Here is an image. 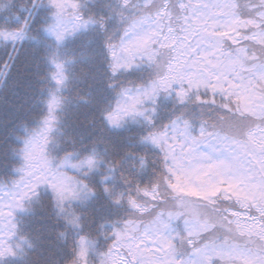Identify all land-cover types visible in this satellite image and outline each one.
Listing matches in <instances>:
<instances>
[{"label":"snow or ice","instance_id":"1","mask_svg":"<svg viewBox=\"0 0 264 264\" xmlns=\"http://www.w3.org/2000/svg\"><path fill=\"white\" fill-rule=\"evenodd\" d=\"M120 3L109 15H86L82 0H32L19 24L0 19V38L13 41L18 54L16 45L23 44L41 4L50 10L42 27L61 43L90 24L107 32L114 16L121 28L105 40L112 76L139 64L156 68L147 82L120 87L112 107L103 112L113 129L143 118L139 141L159 149L160 167L141 183L122 168L123 157L107 161L108 171L100 177L103 192L114 205L126 204L132 211L111 221V232H103L110 242L99 264H264V0ZM50 61L57 88L50 91L39 123L25 126V134L17 137L22 141L16 153L22 161L18 177L8 191L0 185V261L18 254L8 243L18 227L15 211L23 210L41 185L51 189L61 211L66 201L98 191L90 174L104 157L95 149L83 156L75 150L59 158L52 154L57 112L65 99L58 93L69 76L65 61L55 56ZM10 69L5 61L0 90ZM115 84L109 80L108 87ZM161 94L181 107L157 124ZM133 154L139 155L141 168L148 163L147 154ZM118 169L119 179L130 186L126 192L114 193L107 183ZM181 217L183 234L172 229ZM65 219L83 228L80 214ZM95 244L96 238L80 235L68 264H90Z\"/></svg>","mask_w":264,"mask_h":264},{"label":"trees","instance_id":"2","mask_svg":"<svg viewBox=\"0 0 264 264\" xmlns=\"http://www.w3.org/2000/svg\"><path fill=\"white\" fill-rule=\"evenodd\" d=\"M239 2L244 4L247 0ZM31 3L32 0H0L3 13L0 19L6 16L10 26L19 24ZM82 3L86 5V15L100 11L109 15L112 8L121 6L120 0H82ZM49 12L44 4L40 5L23 44L16 45L18 54L13 48V41L0 38V71L4 70L5 61L11 63L6 86L0 90V185L5 186L3 191L10 189L18 177L16 168L22 161L16 153L22 141L17 137L25 134V126L33 128L39 123L46 114L50 91L57 88L50 75L55 70L50 61L52 56L66 62L69 76L66 86L58 93L65 99L57 112L59 119L54 130L56 139L52 154L59 158L65 151L75 150L83 156L95 149L104 161L90 174V182L98 191L91 195L82 193L80 200L66 201L64 211H61L47 186L41 187L38 195L30 201H25L26 207L15 211L18 227L13 243L18 254L3 258L0 264H68L82 234L96 238L89 261L90 264H99L100 253L110 242V237H105L103 232H111V221L127 218V213L132 211L126 204L114 205L103 192L100 177L108 171L107 161L123 157L122 168L135 175L141 183L149 182L156 174L153 169L160 167L159 149L139 141L145 131L143 118L139 122L129 120L123 127L113 129L108 127L103 112L112 107L120 87L147 82L155 75L156 68L139 64L128 72L121 70L113 77L105 40L114 30L121 28L118 19L113 16L109 20L107 32L102 31L98 24H90L85 30L58 43L42 27L49 22ZM16 13H19V19ZM109 80L116 81L115 87H108ZM180 107L172 97L161 94L156 123L166 122L180 111ZM133 153L147 154L148 163L141 168L139 155ZM74 159H79V156ZM68 171H71L70 168ZM119 171L107 181L113 186L114 193L121 189L126 192L130 187L119 179ZM73 212L81 215L83 228L65 219ZM172 229L183 234V217L172 222Z\"/></svg>","mask_w":264,"mask_h":264},{"label":"rangeland","instance_id":"3","mask_svg":"<svg viewBox=\"0 0 264 264\" xmlns=\"http://www.w3.org/2000/svg\"><path fill=\"white\" fill-rule=\"evenodd\" d=\"M83 30H85V28L80 29L77 33L81 32V31H83ZM51 36H52V35H51ZM69 36H72V35H69ZM69 36H68V37H69ZM52 37L55 39L54 36H52ZM70 170H71L70 173L74 172L73 169L70 168ZM44 186H45V185H41V187H44ZM41 187H40V188H41ZM4 191H8V190H4ZM18 210H19V209H18ZM0 227H3V222H2V221H0ZM13 236H14V235H13ZM13 236L8 237V243L11 244L12 247L14 248V245H15V244L13 243V242H14ZM8 256H10V255H8ZM6 257H7V256H6Z\"/></svg>","mask_w":264,"mask_h":264}]
</instances>
